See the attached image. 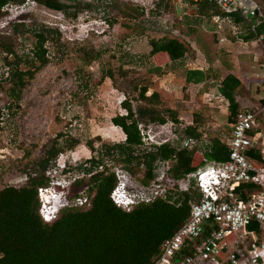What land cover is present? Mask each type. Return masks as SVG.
<instances>
[{
  "label": "rangeland",
  "instance_id": "374dc122",
  "mask_svg": "<svg viewBox=\"0 0 264 264\" xmlns=\"http://www.w3.org/2000/svg\"><path fill=\"white\" fill-rule=\"evenodd\" d=\"M59 1L67 6L63 12L46 9L38 0H25L23 5H7L2 10L0 190L9 186H24L25 172L34 171L39 177L38 162L55 140L56 148L61 151L68 149L71 140L77 141L72 150L62 152V159L70 164L71 177L82 178L80 166L85 168L83 164L91 157H100L110 172L124 174H119L117 182L126 176L128 180L141 183L143 168L110 164L103 157L104 146L124 142L122 131L111 123L114 117L126 115L121 103L129 101L136 113L138 107L145 106L138 101L140 86L149 89L147 95L163 90L160 83L163 75L169 72L173 73L172 81L175 83L171 92L160 96L159 109L172 107L177 117L182 118V125L185 119L192 118L194 122L197 117L198 130L209 139L217 138L225 142L229 138V113H225L226 104L220 102L215 93V86L223 75L213 55L208 53L211 56H207L210 63L215 65L212 64L211 74H207L210 80L203 85V90L191 88L187 91L182 82L185 62L177 66H168L167 63L156 74L152 70L158 63L148 54L151 39L176 36L187 44L184 36L194 37L199 43L203 41L206 49L210 50L207 39L211 41L208 38L211 28L196 14L182 15L180 21L175 11L178 0H77L76 4ZM254 1L258 2L264 16V0ZM34 32L46 33L48 40L44 47L49 63L28 81L22 91L13 95L9 90L11 84L7 79L4 59L7 58L8 62L14 61L15 57L21 61L28 60L35 42ZM244 36L238 35L240 38ZM6 48L13 55H8ZM191 48L187 58L189 63L196 58V51L192 48L194 55ZM249 50H258L260 58L256 63L250 62L248 75L240 79L243 82L249 79L248 83L256 87L252 79H264L261 72L264 45L258 44ZM17 68L27 71L29 62H21ZM110 72L112 79L107 78ZM239 95L247 100L239 99L245 106L252 109L264 106V100L254 99L245 88ZM263 118V115L259 116L264 129ZM58 135L61 138L57 139ZM90 143L94 152L89 148ZM203 148L204 144L201 146ZM201 160L198 155L197 162ZM59 164L62 166L63 161H59ZM48 175L45 173V178L48 179ZM53 176L49 175V182ZM62 178L58 173L53 179L54 183ZM81 194L85 195L84 192Z\"/></svg>",
  "mask_w": 264,
  "mask_h": 264
},
{
  "label": "trees",
  "instance_id": "16d2710c",
  "mask_svg": "<svg viewBox=\"0 0 264 264\" xmlns=\"http://www.w3.org/2000/svg\"><path fill=\"white\" fill-rule=\"evenodd\" d=\"M67 1L70 4L77 3V0ZM24 2L25 0H0V18L3 16L4 7L22 5ZM38 2L46 9L56 12H63L67 8L59 0ZM197 7L196 16L215 30L211 16L220 12L208 3H200ZM260 15L256 34L264 36V16L261 8ZM233 18L248 32L241 39L254 38L255 35L239 17ZM224 29L223 35L233 39L228 35L230 33L226 25ZM33 37L35 42L28 60L21 61L22 59L15 57L14 61L8 62L7 58L4 59L7 79L11 84L9 90L13 95L22 91L28 81L49 63L44 47L48 40L46 33L34 32ZM148 44V54L152 59L156 55L164 54L172 63L184 59L190 53V49L175 38L151 39ZM1 48L3 47L0 45ZM5 50L8 55H13L10 49ZM21 62H29L30 68L27 71L18 69ZM152 70L155 74L160 73L159 66L154 65ZM107 78L112 79L111 72ZM184 80L186 84L199 85L207 80V76L203 71L187 70ZM259 81L261 80L252 79V82ZM243 88L241 82L232 75L226 76L220 82L218 90L228 103L230 123L234 122L239 111L235 96ZM148 91L147 87L139 88L138 101L145 106L138 107L135 113L129 101L125 100L121 106L126 115L116 116L111 120L112 125L122 131L125 139L122 144L104 146L103 157L110 164L143 168L144 174L140 182L148 185L155 177L156 163L159 160L175 159L171 172L174 179L194 172L203 165V160L218 163L228 160V147L217 138L211 139L210 146L202 153L198 147L190 151L181 148L180 144H168L153 149L142 147L138 123L162 124L166 122V118L176 120L174 111L159 109L160 96L156 92L147 95ZM184 134L193 138L197 145L202 136L198 127L187 128ZM59 138L61 135L57 136ZM56 142L57 140L45 150L44 157L38 162L39 177L34 171L25 172L24 186H9L0 190V264H153L162 243L171 238L188 219L189 200L199 199V196L195 192L185 193L177 195L174 203L157 200L149 205L137 206L126 213L117 208L110 199V193L117 184L114 174L103 163L102 158L91 157L83 164L85 168L80 166L79 172L83 178L76 180L69 190L70 197H77L84 192L89 199V206L63 209L54 221L45 223L38 214L37 188L48 184L45 172L58 155L77 145V141L71 140L68 149L61 151L56 148ZM89 148L94 152L92 143ZM198 155L202 158L200 162H197ZM245 156L253 164L260 163L259 157L251 151ZM243 189L240 187L237 192H242Z\"/></svg>",
  "mask_w": 264,
  "mask_h": 264
},
{
  "label": "built area",
  "instance_id": "2783aa9c",
  "mask_svg": "<svg viewBox=\"0 0 264 264\" xmlns=\"http://www.w3.org/2000/svg\"><path fill=\"white\" fill-rule=\"evenodd\" d=\"M178 3L183 14L196 13L200 3L215 7L220 13L212 15L211 21L215 34L223 38L226 25L229 33L241 40L237 36L240 24L233 18L237 16L255 35V44L264 45V36L256 34L261 15L259 4L254 0H178ZM244 33L247 34V30ZM223 38H219V42H224ZM261 72L264 73V65ZM263 113L264 106L237 112L226 141L229 150L226 162L203 160V165L194 172L174 179L171 172L175 159L159 160L149 185L138 184L126 176L118 180L110 199L126 213L157 200L174 203L177 195L185 193L195 192L199 196L190 200L187 221L162 243L153 264H264V131L258 125ZM137 128L142 147L146 149L174 145L179 139L174 135L177 125L172 121L141 122ZM198 145L190 137H184L180 143L181 148L190 151ZM250 151L259 157V164L247 160L245 155ZM62 156L61 153L56 158L57 166L52 164L45 172L50 176L54 174L51 182L48 175V184L37 189L38 214L45 223L54 221L63 209L89 206L86 195L69 196L71 185L81 177L70 176V164ZM59 161H63L62 166ZM58 173L63 178L54 183ZM113 174L117 180L121 173L113 171ZM240 187L244 189L238 193Z\"/></svg>",
  "mask_w": 264,
  "mask_h": 264
},
{
  "label": "crops",
  "instance_id": "0c3cea01",
  "mask_svg": "<svg viewBox=\"0 0 264 264\" xmlns=\"http://www.w3.org/2000/svg\"><path fill=\"white\" fill-rule=\"evenodd\" d=\"M175 8H176V5H175ZM190 14H191L190 12H189V14H183V17L188 16ZM193 14H195V13H193ZM178 18L181 21L182 18H180V17H178ZM209 28H211V30L210 31L207 30V31L209 32V34H211V36L208 38H210L211 41H208V39H207V44L210 46V50L206 49V47L204 45L205 43L203 41H201L200 42L201 44H200L197 41V39H195L194 37L184 36V38L187 40V44H190V46L196 51V58L193 60V62L189 63L187 60L188 56H186L182 60L171 63V62H169V60H167L166 55L160 54V55L154 56L152 59L158 63V65H155V66H159V68H161L163 65H166L167 63H168V66H170V65L177 66L181 62H185L186 63V65H185L186 71L187 70H199V71H203L207 76V80L204 83L199 84V85H192V84H186V82L184 80V77H185V75H184V77L182 78V82L184 83L185 87L188 89L187 91H189L191 88H197V89L203 90V85H206V83H208V81L210 80V79H208V75L211 74L210 71L213 68L212 64L215 65L214 63L211 64L209 61V58H207V56H209L211 54L214 56L215 63L219 65L218 68L221 70L222 75H223L215 86V93L217 94V96H219L220 102H225V104H226L225 105V113H229L228 112V103L223 97L220 96L218 89H219L220 82L228 75H232L236 79H238L241 82V84L244 86L246 92H249L251 97H253L254 99L264 100V96H263L264 95V84H263L264 79H262L259 82H253L256 84V87H253L252 85H250V83H248L249 79L246 82H243L240 79V77L246 78V76L248 75L250 62L252 61V62L256 63L258 58H260V54H259L258 50H256L255 52L250 51V50L247 51L248 49H250L252 47L255 48V46H256L253 38L248 39V40H244V39L240 40V39L234 38L231 34H228V35L231 36L233 39L228 38L226 35H225V38H223L220 34H218V35L215 34V30L213 27H209ZM237 30L239 31L238 35H241V34L247 35L244 33L245 29L242 25L238 26ZM219 38H223V39H225V41L221 43V42H219ZM175 39H178V38H175ZM178 40L180 42L184 43L188 47L186 42L182 41V39H178ZM192 48H191V50H192L193 54L195 55V52L193 51ZM248 52H251V53H248ZM208 53H210V54L208 55ZM199 56H200V58H199ZM215 56L217 57V59H215ZM172 78H173L172 72H169L168 74L163 75V78H162L163 81L160 84L163 87L164 91L162 89L156 90V93L159 96L164 97L165 92L166 93H167V91L171 92V89L173 88V85L175 83L172 81L173 80ZM255 78H257V77H255ZM258 80H260V79H258ZM258 88H259V90H258ZM205 96H207V95H205ZM239 99L244 101L245 98L242 99L240 97L239 93H237L235 96V100H236L237 104L239 105V111H240L244 108H247L248 106H245V104L240 102ZM260 106H262V105H260ZM248 108H251V107H248ZM171 109H172V107H170L169 110H171ZM262 115L264 116V113ZM262 115H260V116H262ZM175 116H176V120L166 118V121H168V122L172 121L173 123H175L177 125L176 132H174L175 137L179 138L178 141L174 142V145H177V144L181 143V141L183 140L184 137H189V136H186L184 134L185 131L187 130V128L197 127L198 126V120H197V117L194 119V122H193L192 118H190L188 120L185 119V123L182 125V123H181L182 118H178L176 114H175ZM196 120H197V122H196ZM263 120H264V118H263ZM159 124H161V123H159ZM258 125H259V129L264 131V129L262 128V125L260 124L259 118H258ZM230 130H231V125H230ZM198 131L201 133L200 130H198ZM201 135L202 136L198 142L199 143L198 148H199V152L202 153L203 151L208 149V147L210 146L211 139H213V138L209 139L206 137V135H204L202 133H201ZM218 140H220V139H218ZM220 141L222 143L226 144L227 140L225 142L222 140H220ZM203 144L205 145V148L201 149V146ZM238 193H240V192H238ZM190 200H189V202H190ZM189 202H188V204H189Z\"/></svg>",
  "mask_w": 264,
  "mask_h": 264
},
{
  "label": "water",
  "instance_id": "95a60500",
  "mask_svg": "<svg viewBox=\"0 0 264 264\" xmlns=\"http://www.w3.org/2000/svg\"><path fill=\"white\" fill-rule=\"evenodd\" d=\"M175 11L177 16L181 18L183 15V9L179 4L176 5Z\"/></svg>",
  "mask_w": 264,
  "mask_h": 264
}]
</instances>
